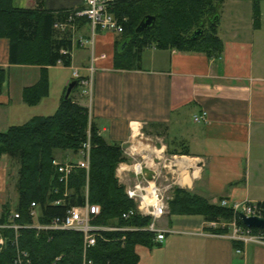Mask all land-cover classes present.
I'll return each mask as SVG.
<instances>
[{"label":"crops","instance_id":"1","mask_svg":"<svg viewBox=\"0 0 264 264\" xmlns=\"http://www.w3.org/2000/svg\"><path fill=\"white\" fill-rule=\"evenodd\" d=\"M246 1V0H226ZM252 2V1H251ZM13 8L58 15L84 8V0H10ZM253 26L252 4L247 19L234 14L218 37L219 57L202 52L147 48L133 68L115 67L120 34L97 30L79 17L71 35L70 66H48V92L38 103L24 101L25 89L41 76L36 65L10 64L7 38H0V69L6 79L0 93V132L34 116L53 114L63 99L73 71L88 75L93 66L89 113L108 144L137 152L128 162H142L148 178L219 204L264 202V34ZM84 74H81V73ZM206 112V121H195ZM0 159V166L6 161ZM75 160L65 155L59 161ZM123 164L134 182L131 164ZM2 173L0 169V180ZM131 178V179H130ZM130 182V183H132ZM1 191V184H0ZM2 212H0L1 215ZM171 231L153 247L137 245L136 264H264V244L234 241L214 230L200 214H173L158 221ZM237 242V244L235 243ZM239 251V252H238Z\"/></svg>","mask_w":264,"mask_h":264},{"label":"trees","instance_id":"2","mask_svg":"<svg viewBox=\"0 0 264 264\" xmlns=\"http://www.w3.org/2000/svg\"><path fill=\"white\" fill-rule=\"evenodd\" d=\"M226 0H113L109 11L122 23L123 32L116 42L115 67L133 68L147 48L175 49L183 52H202L208 57H219L223 43L218 37L220 8ZM252 1L253 26L260 27V0ZM147 15L155 17L148 29L136 33L135 29ZM66 13H53L34 9L13 8L10 0H0V38L10 42V64L40 66L39 82L23 92L24 101L34 105L47 95L48 66L58 62L70 66L71 35L54 27ZM199 32L196 34V31ZM126 43L124 48L121 45ZM64 52H61V51ZM6 72L0 69V93ZM68 99L60 101L57 110L49 116H34L21 125L9 126L0 132V158L3 154L17 159L20 164L16 191L15 211L17 222L33 224L31 204L36 205L40 224L55 218H64L67 210L83 206L87 200L100 207L93 224L106 227H146L151 219L135 214L127 219L123 214L135 209V204L118 184L114 171L124 161L122 148L108 144L99 135L94 122L88 123V108L79 105L73 94L80 86L78 80ZM89 138L90 168L88 175L76 169L65 185L53 165L55 150H71L76 154ZM67 191V194L65 195ZM169 201L173 214H200L206 221L232 219V211L219 204L176 188ZM60 201L59 204L57 202ZM10 211L5 208L0 222ZM238 224L243 223L238 220ZM255 232L262 229L255 228ZM216 233H228V228L216 229ZM12 236V232L7 233ZM22 249L28 251L31 264H83V237L72 231H39L22 229L18 239ZM237 244V242H235ZM149 231H102L96 244L89 247L85 257L94 264H136L137 245H157ZM13 248L8 242L0 254V264H10ZM58 258V260H56Z\"/></svg>","mask_w":264,"mask_h":264},{"label":"built area","instance_id":"3","mask_svg":"<svg viewBox=\"0 0 264 264\" xmlns=\"http://www.w3.org/2000/svg\"><path fill=\"white\" fill-rule=\"evenodd\" d=\"M111 1L113 0H84V8L82 10L67 12L63 21H58L54 24V27L60 31L73 33L76 29V20L79 17H85L89 22L92 33L101 30L121 34L123 32L122 23L109 11ZM61 52L64 51L62 50ZM93 72V66L88 68L87 76H81L76 69L73 71V78L78 80L79 89H82V93L87 96L88 100H91L93 93ZM206 115V112H202L201 115H196L194 119L195 121H206ZM90 149L91 145L88 138L75 154V160L70 158L64 161L53 160V165L57 169L60 182L66 185L69 176L76 169H83L88 175ZM136 150L130 144L127 151L129 155L133 156L137 152ZM119 167L123 169V164H120ZM130 167L135 180L126 185L125 194L134 202L135 209L125 212L123 218L127 219L135 214L149 217L151 221L146 227H106L95 225L93 221L99 215L100 207L96 204H90L87 200L83 206L69 208L64 218H55L50 223L40 224L37 222L38 213L35 209L36 205L32 203L30 215L34 220L33 224L24 225L18 223L17 219L20 218V215L15 210L10 211L7 218L0 222V254L5 250L9 242L14 252L10 264H31L28 251L22 249L18 242L20 230L27 228L35 229L37 232L72 231L80 233L83 237V264H93L91 260L85 257V252L89 247L96 244V239L102 231H149L154 234V241L161 243L165 239V235L171 232L163 230L157 226V223L168 211L169 201L172 199L168 191L172 185L161 186L157 183L155 176L148 178L142 162L134 161ZM59 203L60 201L57 202V204ZM219 205L227 207L232 211V219L228 222L225 220L207 221V226L212 230L228 228V233H213L212 235L220 237L227 234L226 236L230 239L244 244H264V232H255L253 230L255 228L238 224V220L241 221V214L247 217L257 216L264 218V202H230L227 199H221ZM8 232H12L11 237L7 235Z\"/></svg>","mask_w":264,"mask_h":264},{"label":"rangeland","instance_id":"4","mask_svg":"<svg viewBox=\"0 0 264 264\" xmlns=\"http://www.w3.org/2000/svg\"><path fill=\"white\" fill-rule=\"evenodd\" d=\"M251 4H252L251 1H227L225 4L223 3L220 8L221 29L223 30L225 27H227L230 24V21L232 20V16L234 14H241V17L247 19V17L250 15ZM259 9H260L261 21H262L261 33L264 34V0L259 1ZM81 74H84V73L82 72ZM73 99L78 104L81 103L83 105H88V98L82 93V89H78L77 91H75V93L73 94ZM91 121L93 120H92V117L88 109V123H90ZM15 124L21 125V124H24V121H20V123L16 122ZM127 150L128 149L122 148L124 161L120 162L114 171L118 184L123 186L124 191H125L126 185L130 184V182H132L133 180L130 178L131 181H128L126 177L128 173L125 172L124 170H120V167H119V165L122 163H124V165L132 164V162H128V158L126 157V155L128 154ZM54 153H55V158L57 160L58 159L60 160V158L64 157L65 155L75 156V154H73L71 150L57 149L55 150ZM3 155L6 156L7 158H6V161L0 166L1 173H2V178L0 180V184H1L0 212H2L5 208H8L9 211L12 212L13 210H15V207L17 205V200H18L16 185H17L18 176H19L18 170H19L20 164L17 161V159H13L6 154H3ZM173 192L174 190L169 192V195L172 197L174 195ZM157 226H159V222L157 223ZM83 263H84V260H83Z\"/></svg>","mask_w":264,"mask_h":264},{"label":"water","instance_id":"5","mask_svg":"<svg viewBox=\"0 0 264 264\" xmlns=\"http://www.w3.org/2000/svg\"><path fill=\"white\" fill-rule=\"evenodd\" d=\"M154 23H155V17L147 15L140 21V23L138 24V26L135 29V32L136 33H140L142 31L148 29L149 27H151ZM198 32H199V30L196 31V34ZM125 44L126 43H123L121 45L122 49L124 48ZM76 84H77V82L75 80H72L68 84V86H67V88L65 90L64 99H68L69 98V96L71 94V91L76 86ZM240 218H241L242 223L245 226H247L249 228H258V229L264 230V218L257 217V216L247 217V216H245L243 214L240 215Z\"/></svg>","mask_w":264,"mask_h":264}]
</instances>
